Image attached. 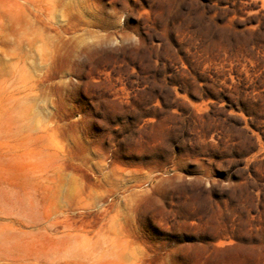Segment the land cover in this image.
<instances>
[{
  "label": "rangeland",
  "instance_id": "374dc122",
  "mask_svg": "<svg viewBox=\"0 0 264 264\" xmlns=\"http://www.w3.org/2000/svg\"><path fill=\"white\" fill-rule=\"evenodd\" d=\"M0 264H264V0H0Z\"/></svg>",
  "mask_w": 264,
  "mask_h": 264
}]
</instances>
